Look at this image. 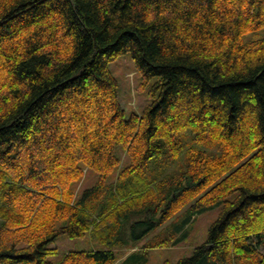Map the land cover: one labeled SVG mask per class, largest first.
<instances>
[{"label": "trees", "instance_id": "obj_1", "mask_svg": "<svg viewBox=\"0 0 264 264\" xmlns=\"http://www.w3.org/2000/svg\"><path fill=\"white\" fill-rule=\"evenodd\" d=\"M261 28L264 0H0V264H141L122 249L221 202L181 264H264ZM125 52L155 79L130 115ZM61 235L91 243L54 263Z\"/></svg>", "mask_w": 264, "mask_h": 264}, {"label": "rangeland", "instance_id": "obj_2", "mask_svg": "<svg viewBox=\"0 0 264 264\" xmlns=\"http://www.w3.org/2000/svg\"><path fill=\"white\" fill-rule=\"evenodd\" d=\"M261 37H264V28L248 32L245 34L244 39L249 41ZM109 68L118 80L119 99L126 114L130 115L131 112L140 113L150 102L148 93L155 79H151L145 86H141V75L134 65L130 52L117 56L115 60L109 63ZM117 152L122 158L123 164H127L129 159L124 150L118 147ZM97 180L98 173L96 171L92 169L84 170L83 177L75 185L76 192L81 194L84 189L94 185ZM232 198L233 195L228 197V199ZM223 206L224 203H218L210 210L198 213L195 216L191 215L189 206L183 208L173 220H169L159 229L145 234L137 242V248L124 247L122 249L126 252L124 257L129 252L139 249L140 251L134 257L141 264H181L183 259L191 258L195 255L197 247L206 243L209 237V230L220 215ZM143 230L144 226L137 227L134 232L136 235H140ZM162 241L166 244L154 245ZM90 243L88 235L82 239H70L66 235H61L51 243V245L59 247L60 252L50 256L48 260L56 263L60 261L64 251L80 246L85 247Z\"/></svg>", "mask_w": 264, "mask_h": 264}]
</instances>
